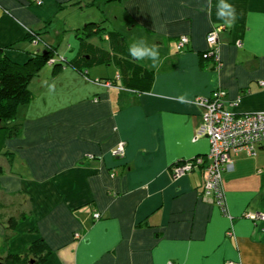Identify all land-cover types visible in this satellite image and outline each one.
Here are the masks:
<instances>
[{
	"label": "crops",
	"instance_id": "crops-1",
	"mask_svg": "<svg viewBox=\"0 0 264 264\" xmlns=\"http://www.w3.org/2000/svg\"><path fill=\"white\" fill-rule=\"evenodd\" d=\"M42 1L0 0L3 54L24 64L49 48L67 60L33 75L32 99L0 129V258L43 239L44 264H264V222L245 215L264 211V143L224 171L227 213L200 195V168L171 172L210 149L196 138L195 98L224 89L228 110L264 111V0H229L232 26L217 0ZM219 27L218 69L203 53ZM140 38L157 67L129 55Z\"/></svg>",
	"mask_w": 264,
	"mask_h": 264
},
{
	"label": "built area",
	"instance_id": "built-area-1",
	"mask_svg": "<svg viewBox=\"0 0 264 264\" xmlns=\"http://www.w3.org/2000/svg\"><path fill=\"white\" fill-rule=\"evenodd\" d=\"M42 4V0H35ZM222 27L214 28L207 35V50L203 53L205 58H211L219 69L222 66L218 33ZM29 35L33 43L42 40L41 36L35 31L30 30ZM189 43V37L180 36L177 41V50L182 51ZM49 49V48H48ZM65 62L66 58L56 54L49 59L50 64L56 62ZM112 86L111 82H105ZM264 86V80L260 82ZM226 90L218 89L212 96H199L195 98L194 103L202 109L201 123L196 132V138L205 136L209 139L210 149L206 155L195 156L189 160H179L172 166V175L175 178L184 176L196 168L203 171V185L200 195L217 205L224 213H227L226 194L224 189V171L233 168V155L241 151L249 155H255L258 147L264 143V111L246 112L237 114L225 107ZM241 97L235 99L232 104L239 105ZM114 156H123L125 154V143L121 141L112 151ZM249 218L255 221L264 222V211L249 212ZM99 213L95 218H99ZM232 234L231 231H229ZM77 236H79L77 234ZM172 264V263H170ZM225 264H241L227 260Z\"/></svg>",
	"mask_w": 264,
	"mask_h": 264
},
{
	"label": "trees",
	"instance_id": "trees-1",
	"mask_svg": "<svg viewBox=\"0 0 264 264\" xmlns=\"http://www.w3.org/2000/svg\"><path fill=\"white\" fill-rule=\"evenodd\" d=\"M95 1L111 2L115 0H94L91 4H94ZM97 23H88L85 29L97 25ZM29 37L32 40L30 35ZM55 55V50L46 49L45 52L36 54L27 63L18 64L3 54L0 49V129L7 127L6 124L16 118L18 108L32 99L33 92L29 88V84L33 75L44 64L49 63V59ZM65 62H56L54 65H63ZM9 130L12 134L16 128H9ZM4 247H7V242ZM50 252L46 241L40 239L32 243L23 254H8L5 258L1 257V261L5 260L3 264H44Z\"/></svg>",
	"mask_w": 264,
	"mask_h": 264
},
{
	"label": "clouds",
	"instance_id": "clouds-1",
	"mask_svg": "<svg viewBox=\"0 0 264 264\" xmlns=\"http://www.w3.org/2000/svg\"><path fill=\"white\" fill-rule=\"evenodd\" d=\"M207 6L212 7V0H207ZM216 16L226 25L232 26L235 24L238 13L235 6L229 0H217L215 5ZM129 55L138 61H151V67H157L160 53L157 48L150 46L143 38L133 40L128 47ZM179 103H187V97L183 94L175 97Z\"/></svg>",
	"mask_w": 264,
	"mask_h": 264
},
{
	"label": "rangeland",
	"instance_id": "rangeland-1",
	"mask_svg": "<svg viewBox=\"0 0 264 264\" xmlns=\"http://www.w3.org/2000/svg\"><path fill=\"white\" fill-rule=\"evenodd\" d=\"M85 1H86V0H81V4L84 5ZM75 2H76V3L74 4V6L77 5V4L79 5V3H80V2H77V1H75ZM90 3H91V2H90ZM84 6H87V5H84ZM78 9H79V6H78ZM84 25H85V24H84ZM64 43H66V41H64ZM3 248L6 249V251H7V250H8V244H7V247H6V248H5V247H3ZM3 248L0 249V253H4V252H5ZM3 251H4V252H3ZM5 257H6V256H5ZM4 261H5V260H2V262H4Z\"/></svg>",
	"mask_w": 264,
	"mask_h": 264
},
{
	"label": "water",
	"instance_id": "water-1",
	"mask_svg": "<svg viewBox=\"0 0 264 264\" xmlns=\"http://www.w3.org/2000/svg\"><path fill=\"white\" fill-rule=\"evenodd\" d=\"M0 264H3V262H2V261H0Z\"/></svg>",
	"mask_w": 264,
	"mask_h": 264
},
{
	"label": "flooded vegetation",
	"instance_id": "flooded-vegetation-1",
	"mask_svg": "<svg viewBox=\"0 0 264 264\" xmlns=\"http://www.w3.org/2000/svg\"><path fill=\"white\" fill-rule=\"evenodd\" d=\"M0 261H1V258H0Z\"/></svg>",
	"mask_w": 264,
	"mask_h": 264
}]
</instances>
